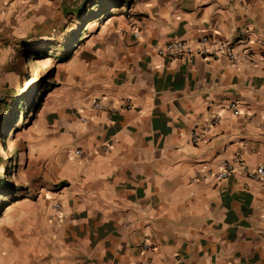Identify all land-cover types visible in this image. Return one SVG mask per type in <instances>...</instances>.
Returning a JSON list of instances; mask_svg holds the SVG:
<instances>
[{"label":"crops","instance_id":"obj_1","mask_svg":"<svg viewBox=\"0 0 264 264\" xmlns=\"http://www.w3.org/2000/svg\"><path fill=\"white\" fill-rule=\"evenodd\" d=\"M43 2L0 0V55ZM108 36L70 55L52 182L0 216V264H264V184L212 178L264 163V60L156 54L201 37L260 53L264 0H138Z\"/></svg>","mask_w":264,"mask_h":264},{"label":"rangeland","instance_id":"obj_2","mask_svg":"<svg viewBox=\"0 0 264 264\" xmlns=\"http://www.w3.org/2000/svg\"><path fill=\"white\" fill-rule=\"evenodd\" d=\"M114 2L44 0L29 12L27 30L13 32L1 43L0 179L6 185L0 189V216L37 200L42 187L52 182V141L68 130L71 116L62 102L68 96L71 59L65 54L72 56L89 42L113 41L108 31L121 15H132L138 0L119 7Z\"/></svg>","mask_w":264,"mask_h":264},{"label":"built area","instance_id":"obj_3","mask_svg":"<svg viewBox=\"0 0 264 264\" xmlns=\"http://www.w3.org/2000/svg\"><path fill=\"white\" fill-rule=\"evenodd\" d=\"M208 39L206 37H201L195 40H186L182 38H174L165 44L156 48V54L159 57H166L170 59H182L188 56H201L208 57L214 56L218 57L220 54L225 55L229 60H237L239 58L246 59L250 63L254 64L257 61V58L264 60V51L257 53L249 45H245L241 52L238 53L235 51L233 43L231 42H215V48H208ZM126 108H131L130 104H124ZM91 108L93 110H105L109 109L105 106L100 99H95L92 101ZM236 108L235 104H230L228 106L229 110L234 111ZM220 119L219 114L213 116V121L216 122ZM204 128V130H206ZM199 137L196 134H193L192 141L194 143L198 142ZM79 153V150L77 151ZM239 171L245 177L256 180L264 184V163L259 164L255 167H247L243 161L234 157L231 159H224L218 165V169L215 173L212 174V178L216 181H221L234 172ZM56 208L59 209V205H56ZM148 245H144L147 247ZM232 264V263H224Z\"/></svg>","mask_w":264,"mask_h":264},{"label":"trees","instance_id":"obj_4","mask_svg":"<svg viewBox=\"0 0 264 264\" xmlns=\"http://www.w3.org/2000/svg\"><path fill=\"white\" fill-rule=\"evenodd\" d=\"M128 2V0H117V3L116 2H114V3H116L115 4V7H119L120 6V4L121 3H127ZM114 7V6H113ZM98 8H100V9H102V6H99ZM65 57L66 58H68V57H70V54H65ZM20 106V104H18V107ZM19 110V109H18ZM21 111V110H20ZM21 113V112H20ZM5 182L2 180V179H0V189H3L4 187H5Z\"/></svg>","mask_w":264,"mask_h":264}]
</instances>
